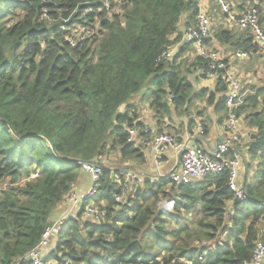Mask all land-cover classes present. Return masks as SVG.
I'll use <instances>...</instances> for the list:
<instances>
[{"label":"trees","instance_id":"1","mask_svg":"<svg viewBox=\"0 0 264 264\" xmlns=\"http://www.w3.org/2000/svg\"><path fill=\"white\" fill-rule=\"evenodd\" d=\"M248 1L237 0L241 6ZM199 10L200 0H0V184L10 180L0 191V264H30L23 260L43 240L84 163L103 169L97 202L106 218L84 221V204L58 228L51 258L79 264L251 261L264 222V88L237 109L257 130L248 145L257 163L251 180L253 164L246 163L243 201L224 172L179 188L167 177L135 181L126 201L117 203L122 188L100 160L119 152L122 162L143 161L128 143V130L142 133L141 125H134L132 110L119 109L146 88L158 135L172 110L187 114L188 103L208 94H193L175 66L191 46L183 38ZM77 26L88 35L77 37ZM71 37L79 38L75 47ZM214 37L242 52L254 50L250 30L218 28ZM177 44L184 47L173 61L163 60ZM193 66L209 72L200 57ZM226 91L219 80L210 95L209 102L219 95V111H226Z\"/></svg>","mask_w":264,"mask_h":264},{"label":"built area","instance_id":"2","mask_svg":"<svg viewBox=\"0 0 264 264\" xmlns=\"http://www.w3.org/2000/svg\"><path fill=\"white\" fill-rule=\"evenodd\" d=\"M213 1L220 9L221 14L226 16L228 22L240 30H250L252 33L254 50L250 52L238 51L234 54V58L246 60L253 53H260L264 56V26L261 22L262 3L259 0H250L243 6H237L232 0ZM202 2L203 0H200V10L196 18V24L185 33L183 42L193 45L196 57H200L207 62L209 66L208 75L217 82L219 80L224 82L227 86V91L224 95L227 116L225 123L222 125L224 139L213 155H210L201 147L189 145L187 140L179 142L175 138L164 134L155 136L151 141L152 148L158 159L161 158L167 147L177 154L180 169L166 176L175 186L189 184L203 180L211 175H220L227 172L230 190L235 193L238 200L243 201L247 198V193L245 183L240 184L245 160L242 149L247 148L251 138L243 134L239 128L237 109L244 103L246 97L243 94L242 83L230 71L227 58L216 50L211 42L214 20L202 6ZM78 41L79 38H69V42L73 47L77 45ZM175 56V51L169 50L162 55V59L173 61ZM128 132V143L135 144L139 134L138 129L133 127ZM81 170L91 176L93 186L83 195H77L74 191L68 194L64 202H66L69 213L46 229L43 240L23 262H29L30 264H71L70 262H60L55 258H50L53 249L50 248L49 244L50 240L56 237L58 228L74 216L76 207H83L85 204L84 221L101 223L105 220L107 212L103 204L97 202V197L100 196V181L103 169L101 165L96 163H84ZM118 175L124 177V179L116 181L122 189L121 194H115L114 198L117 203H124L131 191L132 182L136 181V176L128 175L124 171H119ZM244 264H264V222L260 228L259 237L255 242L251 261Z\"/></svg>","mask_w":264,"mask_h":264},{"label":"crops","instance_id":"3","mask_svg":"<svg viewBox=\"0 0 264 264\" xmlns=\"http://www.w3.org/2000/svg\"><path fill=\"white\" fill-rule=\"evenodd\" d=\"M232 1L237 6L241 5L237 0ZM202 6L214 20L211 42L214 48L227 58L230 71L235 74L242 83V90H246L245 94L243 93L245 97L255 94L257 90L264 88V56L260 53H253L246 60L235 59L234 54L239 51V48L237 49L228 43H220L214 37V33L218 28L234 30L236 33L242 30L240 31L239 28L227 21L226 16L221 14L220 9L213 0H203ZM188 45L191 44L188 43ZM183 47H181V44H177L171 50H174L177 55ZM195 58L194 47L191 45L186 52L177 57L175 66L181 68L180 70L183 74L191 81L193 94L201 95L203 91H208V94L203 95L201 97L202 99L196 100L191 104L188 103L184 109H188L187 114L183 113V110L179 112H176L175 109L172 110L170 116L165 119V125H163L161 129L163 130L162 134L169 135L179 142L187 140L189 145L201 147L207 153L213 155L224 139L222 125L225 123L227 112L217 109L219 95L216 96L213 102H209L211 93L216 90L217 81L208 74L205 76L201 69L193 66ZM145 93L144 91L135 96L129 103L123 105L119 109V113L122 114L132 110L130 113V115L133 114L131 119L135 121L134 124L140 123L141 125L140 129L142 133L138 130L139 134L135 140V146L136 149L139 150V157L143 156V161L130 159L122 162L121 155L118 152L117 156L119 163H113L109 166L113 171V176L116 175V181H120L122 177L118 175L119 171H124L128 175L131 174L136 176V183L144 184L149 180L156 181L160 178H165L171 172L180 169L178 156L171 148H165L160 159H158L152 148L151 141L155 136H158L160 127L158 126L154 111L151 109L150 102H148V97ZM169 101L171 102V99ZM191 124L192 127H190ZM202 124L206 127V131H204ZM239 128L248 138H251V136L257 132L255 128L248 125L246 114L239 117ZM243 149L245 160L241 172L240 184H244L246 181V163L252 162L253 167L254 165L256 167L257 163V159H250L248 146ZM102 164L106 165L107 163L102 161ZM253 167L249 171V178L253 176V170H255V167ZM92 186L93 181L91 176L87 172L80 170L73 191L77 195H83L86 194ZM66 206V202H63L53 213L51 221L61 217L63 212L68 208H66ZM82 209V206L76 207L73 217L78 216L82 212ZM227 211L229 215L232 213L233 204H228Z\"/></svg>","mask_w":264,"mask_h":264},{"label":"rangeland","instance_id":"4","mask_svg":"<svg viewBox=\"0 0 264 264\" xmlns=\"http://www.w3.org/2000/svg\"><path fill=\"white\" fill-rule=\"evenodd\" d=\"M263 6H262V17H264V4H262ZM111 12V11H110ZM114 12H116V11H114ZM263 26H264V22H263ZM86 30L84 29V28H82L81 26H77L76 27V29H75V31H74V33H75V35L77 36V37H79V36H86V35H88V33L87 32H85ZM213 33V32H212ZM69 44H70V42H69ZM71 45V44H70ZM72 46V45H71ZM149 88V87H148ZM148 88H146L145 89V92L146 93H148V91H149V89ZM245 92H246V90L244 89L243 90V93L245 94ZM118 154L117 153H109L108 154V156H104V157H102L100 160H101V162L102 161H105L107 164L105 165V166H107L108 168H109V166L111 165V164H113V163H119V160H118V156H117ZM104 158H106V159H104ZM102 164V163H101ZM9 182H10V180L9 179H6V180H4L3 181V183L2 184H0V191L2 190V189H5V188H8V186H9ZM166 200V199H165ZM65 205V204H64ZM164 205H167V207H168V209L169 210H171L172 208V203H166V204H164ZM66 208H67V206H66ZM68 213V208L66 209V211L65 212H63V214L61 215V217H58L57 218V220L56 221H58L59 219H61V218H63L66 214ZM55 221V222H56ZM53 222V221H52ZM54 223V222H53ZM57 239H56V237H53L51 240H50V248L51 249H54L55 247H56V244H57V241H56ZM195 244H197V242H195ZM50 258H51V255H50ZM70 262V261H69ZM71 264H79V263H75L74 261H71L70 262ZM172 264H179V262H172Z\"/></svg>","mask_w":264,"mask_h":264},{"label":"water","instance_id":"5","mask_svg":"<svg viewBox=\"0 0 264 264\" xmlns=\"http://www.w3.org/2000/svg\"><path fill=\"white\" fill-rule=\"evenodd\" d=\"M113 177H114V176H113ZM181 186H182V185H179V186H178V188H179V187H181ZM52 221H53V222H55V221H56V219H53Z\"/></svg>","mask_w":264,"mask_h":264}]
</instances>
